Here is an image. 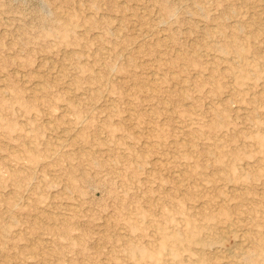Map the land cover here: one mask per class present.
Returning <instances> with one entry per match:
<instances>
[{"label": "rangeland", "instance_id": "rangeland-1", "mask_svg": "<svg viewBox=\"0 0 264 264\" xmlns=\"http://www.w3.org/2000/svg\"><path fill=\"white\" fill-rule=\"evenodd\" d=\"M0 264H264V0H0Z\"/></svg>", "mask_w": 264, "mask_h": 264}, {"label": "bare ground", "instance_id": "bare-ground-1", "mask_svg": "<svg viewBox=\"0 0 264 264\" xmlns=\"http://www.w3.org/2000/svg\"><path fill=\"white\" fill-rule=\"evenodd\" d=\"M70 21H71V20H70ZM67 22H68V21H67ZM140 40H141V39H140ZM236 40H237V39H236ZM232 41H233V40H232ZM237 41H239V40H237ZM234 42H235V41H234ZM236 44H237V43H236ZM238 44H239V43H238ZM240 44H241V43H240ZM242 44H243V43H242ZM243 46L245 47V45H243ZM243 46H240V45H239V47H243ZM235 47H238V46H235ZM239 47H238V48H239ZM95 49H96V48H95ZM236 49H237V48H236ZM239 49H240V51H242L241 48H239ZM237 51H238V50H237ZM237 51H236V52H237ZM238 52H239V51H238ZM238 52H237V53H238ZM242 52H245V50L242 51ZM245 54H246V53H245ZM245 54H244V55H245ZM240 59H241V56H240ZM242 60H243V59H241V61H242ZM39 90H40V89H39ZM36 91H37V90H36ZM40 91H41V90H40ZM40 91H38V92H40ZM35 93H36V92H35ZM38 94H39V93H38ZM3 119H4V118H3ZM181 211H182V210H181ZM187 217H188V215H187ZM169 218H170V217H169ZM166 219L168 220V218H166ZM188 219H189V218H188ZM186 222H187V221H186ZM188 223H191V222L188 221ZM190 225H191V224H190ZM197 226H198V225H197ZM200 226H201V225H200ZM200 226H199V227H200ZM204 227H205V226H204ZM204 227H203V228H204ZM186 228H188V226H187ZM191 228H193V227H191ZM195 228H197V232H198V227H196V226L194 225L193 230H194ZM200 228H202V227H200ZM186 230H187V229H186ZM188 230H189V229H188ZM191 230H192V229H191ZM179 231H180V233L175 232V233H174L175 235H173V237H172L171 239H168V238H167L168 236L165 237V236L163 235V236L160 238L161 240L159 239V240H160V245H158V247H157V250H158V249H159V250H158V251H155L156 253H155V252H154V253H155V254H158L159 251H162L163 249H167V248L170 249V250H172V251L174 252L173 249H175V245L178 244V243H179V244L182 243V240H180V239H182V236H183V235L185 236L186 234L189 235V233H190V231H185V228H184V232H181V229H180ZM246 231H247V230H246ZM172 232H174V231H172ZM197 232H196V234H197ZM198 233H199V232H198ZM172 234H173V233H172ZM159 235H160V234H159ZM166 235H167V234H166ZM194 235H195V233H194ZM229 235H230V234H229ZM184 236H183V237H184ZM191 236H192V235H191ZM195 236H196V235H195ZM159 237H160V236H159ZM159 237H158V238H159ZM169 238H170V237H169ZM189 238H190V237H189ZM196 238H197V237H196ZM196 238H195V239H196ZM197 239H198V238H197ZM146 240H147V239H146ZM202 243H203V242H202ZM202 243H201V244H202ZM204 243H206V241H205ZM208 243H209V242H208ZM211 243L213 244V241H212ZM211 243H210V244H211ZM195 244H196V243H195ZM199 244H200V242H199ZM210 244H208V245H210ZM187 245H188V244H187ZM187 245H184V244H183V246H187ZM202 245L207 246V245H205V244H202ZM202 245H201V246H202ZM176 246H178V245H176ZM183 246H182V249H183ZM178 248H179V247H178ZM178 248H177V250H179ZM189 248H192L191 245L189 246ZM199 248H200V246H199ZM153 249H155V247H154ZM184 249H185V251H186V248H185V247H184ZM193 249H194V247H193ZM195 249H196V250H194V251L197 252V249H198V248H195ZM177 250H176V251H177ZM199 250H200V249H199ZM192 251H193V250H192ZM129 252H130V254L133 255V256H139V254H140V253H139V252H140V249L137 248V247H131V248L129 249ZM167 252H168V251H167ZM173 252H172V253H173ZM152 253H153V252H152V249H151V250L148 249V250L145 251L144 256H147V257H148V256H150V254H152ZM160 253H162V252H160ZM170 253H171V252H170ZM198 253H199V252H198ZM201 253H202V252H201ZM162 254H163V253H162ZM173 254H174V253H173ZM176 254H178V252H176ZM196 254H197V253H195V255H196ZM202 254H203V253H202ZM202 254H201V255H202ZM198 257H199V255H198ZM200 257H201V256H200ZM30 263H31V262H30Z\"/></svg>", "mask_w": 264, "mask_h": 264}]
</instances>
